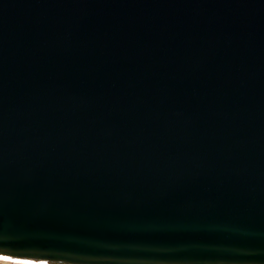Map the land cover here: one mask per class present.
I'll use <instances>...</instances> for the list:
<instances>
[{"label":"water","instance_id":"1","mask_svg":"<svg viewBox=\"0 0 264 264\" xmlns=\"http://www.w3.org/2000/svg\"><path fill=\"white\" fill-rule=\"evenodd\" d=\"M0 263L264 264V0H0Z\"/></svg>","mask_w":264,"mask_h":264},{"label":"built area","instance_id":"2","mask_svg":"<svg viewBox=\"0 0 264 264\" xmlns=\"http://www.w3.org/2000/svg\"><path fill=\"white\" fill-rule=\"evenodd\" d=\"M0 264H2V263H0Z\"/></svg>","mask_w":264,"mask_h":264},{"label":"rangeland","instance_id":"3","mask_svg":"<svg viewBox=\"0 0 264 264\" xmlns=\"http://www.w3.org/2000/svg\"><path fill=\"white\" fill-rule=\"evenodd\" d=\"M2 264H4V263H2Z\"/></svg>","mask_w":264,"mask_h":264}]
</instances>
